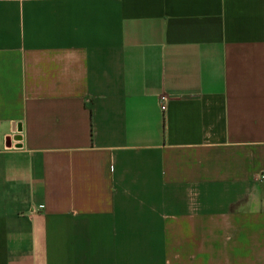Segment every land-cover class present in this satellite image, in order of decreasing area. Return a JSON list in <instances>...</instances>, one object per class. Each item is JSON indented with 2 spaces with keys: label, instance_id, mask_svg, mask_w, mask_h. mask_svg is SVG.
Listing matches in <instances>:
<instances>
[{
  "label": "crops",
  "instance_id": "obj_1",
  "mask_svg": "<svg viewBox=\"0 0 264 264\" xmlns=\"http://www.w3.org/2000/svg\"><path fill=\"white\" fill-rule=\"evenodd\" d=\"M261 177L264 0H0V264H264Z\"/></svg>",
  "mask_w": 264,
  "mask_h": 264
},
{
  "label": "built area",
  "instance_id": "obj_2",
  "mask_svg": "<svg viewBox=\"0 0 264 264\" xmlns=\"http://www.w3.org/2000/svg\"><path fill=\"white\" fill-rule=\"evenodd\" d=\"M160 101H161V103H162V105H161V110L163 111L164 109H165V106H164V103H165V101H166V98L164 97V96H161L160 97ZM262 179L264 178V177H261Z\"/></svg>",
  "mask_w": 264,
  "mask_h": 264
}]
</instances>
